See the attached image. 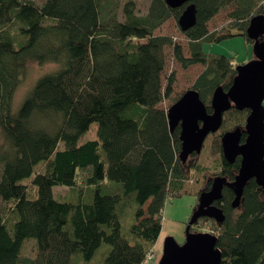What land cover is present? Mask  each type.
Listing matches in <instances>:
<instances>
[{
    "label": "trees",
    "instance_id": "obj_1",
    "mask_svg": "<svg viewBox=\"0 0 264 264\" xmlns=\"http://www.w3.org/2000/svg\"><path fill=\"white\" fill-rule=\"evenodd\" d=\"M191 4L194 25L183 31L178 24L185 53L172 36L154 32L169 19L178 23ZM227 8L224 30L210 31L208 23ZM258 15L264 0H193L178 8L151 0L144 15L134 0L120 10L113 0H0V264H144L166 202L181 196L199 169V154L182 162L181 129L170 130L169 107L160 106L175 83L174 73L163 83L165 48L184 69L204 67L189 89L211 114L214 91L230 89L237 65L203 45L240 36L253 46L247 32ZM29 62L58 68L37 79L13 112ZM249 114L236 107L223 113L211 134L218 166L204 175L193 212L215 178L237 175L241 157L228 163L221 138L244 130ZM93 123L96 139L80 143ZM55 187L70 194L58 197ZM234 199L225 185L214 202L224 221L200 217L190 232L210 229L220 264H264V189L251 179L236 208ZM30 239L34 257L22 255Z\"/></svg>",
    "mask_w": 264,
    "mask_h": 264
},
{
    "label": "water",
    "instance_id": "obj_2",
    "mask_svg": "<svg viewBox=\"0 0 264 264\" xmlns=\"http://www.w3.org/2000/svg\"><path fill=\"white\" fill-rule=\"evenodd\" d=\"M193 0H166L171 8H178ZM195 23L194 5H188L179 18L181 30L186 31ZM248 37L253 43L255 59L239 65L237 75L230 89L225 92L217 88L212 96L213 113L208 114L197 91L188 89L168 108L167 118L170 130L180 126L182 149L180 158L186 162L190 155L200 154L209 134L219 130L223 113L231 107L249 109L244 130L240 128L225 133L221 138L222 154L225 160L233 163L241 157L240 169L233 181L224 177L213 180L209 190L201 193L199 205L188 221L185 240L182 244L174 238L165 239L162 256L158 264H220L221 253L216 248V237L210 233H191L190 227L200 218L209 217L221 223L225 217L214 202L221 198L226 185L235 194L233 207H238L243 188L251 179L264 189V16H255L248 28ZM246 139L241 141L242 133Z\"/></svg>",
    "mask_w": 264,
    "mask_h": 264
},
{
    "label": "rangeland",
    "instance_id": "obj_3",
    "mask_svg": "<svg viewBox=\"0 0 264 264\" xmlns=\"http://www.w3.org/2000/svg\"><path fill=\"white\" fill-rule=\"evenodd\" d=\"M44 0H37L38 3ZM127 0H113L114 5L120 10L122 5ZM137 5V12L140 15L146 14L151 0H134ZM229 8L221 10L209 23L208 28L210 31H223L227 24V14ZM155 35H167L172 36L173 39L180 43L185 53H187V40L179 29L178 23L174 19L167 20L159 29L154 32ZM203 50L209 55H222L225 57H232L234 64L239 66L245 64L252 59H255L254 48L251 44L245 42L240 36L225 39L218 43L205 44ZM166 66L163 73V83L166 84V78L171 74H175L174 92L169 99H164L161 103L162 108H168L172 105L173 99L189 89L194 83L197 76L204 69L201 65H194L187 69L182 68L176 63L171 54V48H165ZM58 65L53 63L38 64L36 62H29L27 64L26 74L23 78L21 86L15 93L13 100V112L17 111L22 103L25 95L37 79L49 74L56 70ZM97 125L93 123L90 126L89 131L81 138L80 143L88 140L96 139ZM212 136L209 135L205 142L201 153L194 159L196 166L199 168L192 173V178L184 183V192L181 196L173 197L169 199L162 212V229L159 237L158 245H162L166 238L172 237L179 244H182L185 240V231L191 217L193 210L196 206V195L203 187L204 175H209L216 171L218 166L219 156L212 155L210 145ZM2 144V137L0 134V145ZM28 180H24L22 183L26 184ZM53 192L58 197H64L70 194L66 187H55ZM146 205L144 208H146ZM203 233H210L209 228L202 230ZM30 239L25 242L22 255L26 257H34L36 254L35 245ZM155 258L150 263L146 264H158L162 256V249H153Z\"/></svg>",
    "mask_w": 264,
    "mask_h": 264
},
{
    "label": "built area",
    "instance_id": "obj_4",
    "mask_svg": "<svg viewBox=\"0 0 264 264\" xmlns=\"http://www.w3.org/2000/svg\"><path fill=\"white\" fill-rule=\"evenodd\" d=\"M263 107H264V101L262 103ZM155 258V254H154V251H151L150 253H148V255L146 256L145 258V261H144V264L146 263H150L151 261H153Z\"/></svg>",
    "mask_w": 264,
    "mask_h": 264
},
{
    "label": "crops",
    "instance_id": "obj_5",
    "mask_svg": "<svg viewBox=\"0 0 264 264\" xmlns=\"http://www.w3.org/2000/svg\"><path fill=\"white\" fill-rule=\"evenodd\" d=\"M160 237V236H159ZM158 242H159V238H158V240H157V242H156V244H155V246H154V248L153 249H162V245H158Z\"/></svg>",
    "mask_w": 264,
    "mask_h": 264
},
{
    "label": "flooded vegetation",
    "instance_id": "obj_6",
    "mask_svg": "<svg viewBox=\"0 0 264 264\" xmlns=\"http://www.w3.org/2000/svg\"><path fill=\"white\" fill-rule=\"evenodd\" d=\"M211 114H212V113H211ZM178 127H180V126H178ZM216 132H217V131H216ZM216 132H215V133H216ZM212 134H214V133H212ZM209 135H211V134H209ZM209 135H208V136H209ZM203 146H204V145H203ZM224 159H225V158H224ZM228 163H229V162H228ZM235 177H236V176H235ZM234 179H235V178H234ZM232 181H233V180H232ZM230 182H231V181H230ZM209 189H210V188H209ZM192 214H193V213H192ZM191 216H192V215H191ZM190 218H191V217H190Z\"/></svg>",
    "mask_w": 264,
    "mask_h": 264
}]
</instances>
